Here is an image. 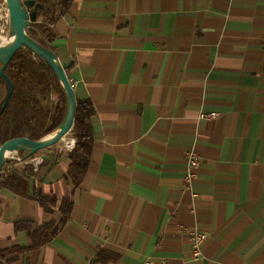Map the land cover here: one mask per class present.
Returning <instances> with one entry per match:
<instances>
[{
	"label": "crops",
	"instance_id": "crops-1",
	"mask_svg": "<svg viewBox=\"0 0 264 264\" xmlns=\"http://www.w3.org/2000/svg\"><path fill=\"white\" fill-rule=\"evenodd\" d=\"M54 31L76 96L94 104L95 143L78 186L71 133L37 164L5 165L34 163L31 187L58 202L0 186L1 248H27L15 223H58L74 201L55 238L6 264H264V0H74Z\"/></svg>",
	"mask_w": 264,
	"mask_h": 264
},
{
	"label": "trees",
	"instance_id": "trees-1",
	"mask_svg": "<svg viewBox=\"0 0 264 264\" xmlns=\"http://www.w3.org/2000/svg\"><path fill=\"white\" fill-rule=\"evenodd\" d=\"M35 1L37 21L31 24L28 33L42 46L55 51L54 25L70 10L74 0ZM65 70L71 79L70 68ZM6 73L13 82L14 90L6 109L0 115V145L14 137L27 136L39 140L53 133L64 119L67 103L64 88L46 60L24 48L13 57L6 68ZM0 85L7 89V84L1 76ZM53 92L58 96V101L52 111L46 102ZM4 98L0 102V110ZM76 100L75 120L71 132L76 142L69 155L67 179L70 178L74 185L78 186L88 172L95 143L91 122L95 115V107L90 100H81L77 96ZM33 174L34 163L31 162L21 168L11 167L0 175V186L9 188L19 196L32 197L47 211H51V206L57 204L58 197L45 194L36 186L31 187L30 176ZM73 206L74 201L70 196L60 201L62 218L58 223L51 221L38 226L33 221H17L16 232L25 231L30 245L27 248L0 247V264L14 261L17 254L23 250H34L50 242L58 234L61 225L68 221Z\"/></svg>",
	"mask_w": 264,
	"mask_h": 264
},
{
	"label": "water",
	"instance_id": "water-1",
	"mask_svg": "<svg viewBox=\"0 0 264 264\" xmlns=\"http://www.w3.org/2000/svg\"><path fill=\"white\" fill-rule=\"evenodd\" d=\"M4 2L9 14L11 31H16L17 39L9 45L0 43V76L7 84V94L1 104L0 115L6 109L14 90L13 82L7 75L6 68L13 57L24 48L31 50L36 56L45 59L47 64L53 69L64 88L67 106L62 123L53 133L39 140H33L27 136L14 137L0 145V175L5 165L10 160L17 158V154L20 155L21 160H26L43 149L60 144L61 139L69 132H72L77 107L74 87L56 51L42 46L28 33L31 24L37 21L36 1L4 0ZM75 142L76 138L72 147L68 148L67 154L71 153Z\"/></svg>",
	"mask_w": 264,
	"mask_h": 264
},
{
	"label": "built area",
	"instance_id": "built-area-1",
	"mask_svg": "<svg viewBox=\"0 0 264 264\" xmlns=\"http://www.w3.org/2000/svg\"><path fill=\"white\" fill-rule=\"evenodd\" d=\"M202 117L206 116L208 118L214 117L215 113H210V114H203L201 113ZM19 158V157H18ZM41 159L40 156L38 157H33L32 160L35 161V164H37V162ZM19 161H24L21 160L19 158ZM188 165L189 168H194V167H198L200 165V159L197 156L196 153L191 152L189 153V157H188ZM192 177L193 174L189 171L187 174V182L190 183L192 181ZM191 241L193 243V260L196 259H202L203 258V253L201 250V244L204 242V240L206 239V234L203 231H200L199 229H194V231L192 232V234L190 235ZM146 264H150V262H147Z\"/></svg>",
	"mask_w": 264,
	"mask_h": 264
},
{
	"label": "rangeland",
	"instance_id": "rangeland-1",
	"mask_svg": "<svg viewBox=\"0 0 264 264\" xmlns=\"http://www.w3.org/2000/svg\"><path fill=\"white\" fill-rule=\"evenodd\" d=\"M11 30L12 29H11V24L9 20L7 6L4 0H0V35H8V33ZM6 90L7 89L4 85H0V102L2 101V99L4 98L6 94ZM57 101H58V96L56 95V93L53 92L50 94L49 100H47L46 104L53 111L57 104Z\"/></svg>",
	"mask_w": 264,
	"mask_h": 264
},
{
	"label": "bare ground",
	"instance_id": "bare-ground-1",
	"mask_svg": "<svg viewBox=\"0 0 264 264\" xmlns=\"http://www.w3.org/2000/svg\"><path fill=\"white\" fill-rule=\"evenodd\" d=\"M7 34V33H6ZM16 39H17V33H16V31H10L9 33H8V35H0V43H4V44H6V45H9V44H12V43H14L15 41H16ZM69 133H71V132H69ZM68 133V134H69ZM68 134H66V135H68ZM65 135V136H66ZM64 136V137H65ZM63 137V138H64ZM62 138V139H63ZM61 139V140H62ZM70 147H72V145H70L69 146V148Z\"/></svg>",
	"mask_w": 264,
	"mask_h": 264
}]
</instances>
